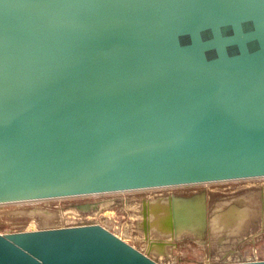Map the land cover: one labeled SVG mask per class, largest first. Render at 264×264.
Returning a JSON list of instances; mask_svg holds the SVG:
<instances>
[{
    "label": "water",
    "instance_id": "95a60500",
    "mask_svg": "<svg viewBox=\"0 0 264 264\" xmlns=\"http://www.w3.org/2000/svg\"><path fill=\"white\" fill-rule=\"evenodd\" d=\"M263 176L264 0H0V204ZM0 264L157 263L89 224Z\"/></svg>",
    "mask_w": 264,
    "mask_h": 264
},
{
    "label": "rangeland",
    "instance_id": "374dc122",
    "mask_svg": "<svg viewBox=\"0 0 264 264\" xmlns=\"http://www.w3.org/2000/svg\"><path fill=\"white\" fill-rule=\"evenodd\" d=\"M200 189L207 191L210 195L240 193L244 201L250 199L251 203L252 198L257 199L259 193L264 194V176L85 196L1 203L0 234L4 236L43 229L97 224L143 254L150 258L153 256L155 259L153 257L151 259L157 264H204L207 263L205 262V255L208 250L207 247H205L206 249L203 248L200 240L187 238L180 244H174V246L167 244L160 247L150 239L151 237L155 239L161 235L165 236L162 234L164 229L156 224L154 225L152 221L156 219L159 213L160 215L162 213L166 214L167 206L162 208L160 204L157 211H153L155 209L153 206L152 210L149 207L147 208L145 218L147 221V237L141 227L142 221L144 222V216L141 213L143 202L150 200V202L166 203L169 193L178 194ZM82 203H88L90 209L88 211L78 209L76 205ZM245 203L241 201L233 205V209L231 208L233 213L236 212V217H240L239 220L238 218L235 219L233 226L223 224L224 221L221 219H213L209 222V231L222 230L228 233L243 228V235L250 236L251 239L244 252L250 253L253 251L257 259L264 260V222L259 218L257 211H254V207L245 205ZM251 211L253 213H250ZM181 233L182 235L185 233L191 234L192 231L183 228L179 230V235ZM256 235L259 236L256 237ZM255 254L252 257H255ZM169 255H173L177 261L168 260ZM180 257H185V263L179 261ZM191 258H193L191 261L193 263H187V259ZM202 260L203 263H201Z\"/></svg>",
    "mask_w": 264,
    "mask_h": 264
},
{
    "label": "flooded vegetation",
    "instance_id": "af4514ba",
    "mask_svg": "<svg viewBox=\"0 0 264 264\" xmlns=\"http://www.w3.org/2000/svg\"><path fill=\"white\" fill-rule=\"evenodd\" d=\"M241 201L246 202L245 205H251L252 207H254V211H257V214H259V218L261 219V221L264 222V194L259 193L257 195V199L252 198V201H251L252 204H251L250 199L248 201H244V199L241 198L240 193L239 194L231 193V194H224V195H218V194L210 195L209 193H207V191L205 192L204 190L200 189V190L186 191L184 193H178V194L169 193L167 195L166 203L157 202V201L150 202V200L148 202L147 201L143 202L142 207H141V213L144 216L143 218L144 222L142 221L141 227L144 231V234H146L147 233V223H146L147 221L145 219V216L147 215L148 207L149 209H151L153 206L155 207L153 211H157V207H159V205L161 204L160 206L162 208H165L167 206V208H171V211L174 208L178 210L180 209L185 210L186 208H188L189 210H192V211H195V210L199 211L200 210L199 207L201 205H204L205 222H206L204 229L202 228L186 229V230H191L192 233L191 234L185 233L183 235L181 233V235H179L178 229H181V228H177L176 230L175 226L173 224H170L169 222L168 224L162 225V226L156 224L161 229H164L162 230L164 231L162 234H164L165 236L161 235L160 237L162 238L157 237L155 239H153L150 236L151 237L150 239H152V242H154L155 245L157 244L158 246L163 247L164 245H167V244H170L172 246H174V244H180L183 241L187 240V238H190V239L194 238V239H197L198 241L200 240L203 248L207 247V250H208L207 254L205 255L206 256L205 262L207 263H204V264H208V263L222 264V263H240V262H248V261H258L260 259L256 258V254L253 253V251L250 253L244 252L246 250L247 244L250 242L249 240L251 239H250V236L243 235L244 234L243 233L244 231L242 232L243 228L241 229L238 228L236 229L237 231L235 230L236 232L233 231V232H228V233L222 230L209 231V222L210 220L212 221L213 219L215 220L222 219L223 221L225 219V221H228L230 223L227 226H233V224L235 223V219L238 218L239 220L240 217H236V212L233 213L231 208L233 207V205L238 204ZM76 206L78 209L82 211H88L90 209V205H88V203L77 204ZM250 213H253V211H251ZM160 219H156V220H160ZM154 220L155 219H153V221ZM263 229H264V225H263ZM258 236L259 235H256V237ZM146 237H147V234H146ZM253 254H255V257H252ZM152 257L153 256H151V258ZM167 258L170 261H177L173 255H169V257ZM153 259L155 258L153 257ZM192 259L193 258L187 259V263H193L191 262ZM179 261L181 263L182 261H184L185 263L186 259L185 257H180ZM201 263H203V260L201 261Z\"/></svg>",
    "mask_w": 264,
    "mask_h": 264
},
{
    "label": "bare ground",
    "instance_id": "6f19581e",
    "mask_svg": "<svg viewBox=\"0 0 264 264\" xmlns=\"http://www.w3.org/2000/svg\"><path fill=\"white\" fill-rule=\"evenodd\" d=\"M194 207V206H193ZM222 220V219H221ZM232 221V220H231ZM223 222V221H222ZM223 223H225V224H230L228 221H225V219H224V222ZM234 225V224H233ZM237 231V230H236Z\"/></svg>",
    "mask_w": 264,
    "mask_h": 264
},
{
    "label": "built area",
    "instance_id": "2783aa9c",
    "mask_svg": "<svg viewBox=\"0 0 264 264\" xmlns=\"http://www.w3.org/2000/svg\"><path fill=\"white\" fill-rule=\"evenodd\" d=\"M89 195H92V194H89ZM81 196H83V195H81ZM85 196V195H84ZM83 225V224H82Z\"/></svg>",
    "mask_w": 264,
    "mask_h": 264
}]
</instances>
